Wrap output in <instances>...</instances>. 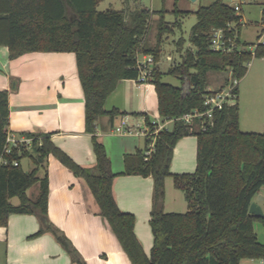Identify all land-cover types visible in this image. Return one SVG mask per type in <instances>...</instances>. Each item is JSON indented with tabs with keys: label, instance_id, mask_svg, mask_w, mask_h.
I'll use <instances>...</instances> for the list:
<instances>
[{
	"label": "trees",
	"instance_id": "obj_1",
	"mask_svg": "<svg viewBox=\"0 0 264 264\" xmlns=\"http://www.w3.org/2000/svg\"><path fill=\"white\" fill-rule=\"evenodd\" d=\"M103 0H0V46L9 49L10 58L30 52H71L85 104V129L91 135L95 166L83 168L56 147L48 135L26 134L31 148H12L4 154L9 123L8 92L0 91V227H6L12 214H34L46 220L48 181L44 162L55 157L89 187L103 217L117 238L131 264H239L244 259L264 261V245L253 230L254 221L264 225V218L249 214V206L264 188V133L243 132L239 128L236 97L214 113L206 130L201 122L192 125L181 121L146 137V147L154 141L153 151L145 157L137 151L124 159L123 175L152 177L153 198L149 225L153 245L149 256L134 233L135 217L118 209L113 194L111 170L105 149L96 137L99 119L112 121L121 117L117 110L106 111L107 97L120 80H136L134 68L138 54L153 57L149 76L158 100L161 119L179 118L194 109L202 110L203 96L208 93L209 73H224L222 87L230 79L241 80L253 57H264V43L248 44L240 40V15L229 0H215L199 7L190 29L188 44L183 38L174 42L179 59H171L168 69L159 67L162 44L188 12L175 10V21L166 22L163 12L153 26L151 12L141 8L126 21L124 11H98ZM264 14V9H263ZM234 39L230 53L213 51L210 40L215 30ZM154 39V40H153ZM153 40V42H152ZM229 75L230 78L226 75ZM164 75L180 81L176 87L162 81ZM187 85V88L184 87ZM221 87V88H222ZM146 124L151 123L145 117ZM187 136L197 141L196 168L192 173L171 174V158L176 143ZM29 159L33 168L26 172L21 165ZM17 163V165H14ZM44 175L39 177V171ZM183 193L186 211H163L165 178ZM38 185L37 196L26 192ZM18 199L17 205L10 200ZM57 241L71 255L73 264H84L65 237L52 229Z\"/></svg>",
	"mask_w": 264,
	"mask_h": 264
},
{
	"label": "crops",
	"instance_id": "obj_2",
	"mask_svg": "<svg viewBox=\"0 0 264 264\" xmlns=\"http://www.w3.org/2000/svg\"><path fill=\"white\" fill-rule=\"evenodd\" d=\"M143 8L151 12L152 23L158 21L161 12L165 20V0H160V3L150 0V6ZM263 9L264 2L256 32L257 42L260 40ZM175 10L190 13L188 10L178 9L176 5ZM238 14L240 15L239 12ZM241 21L245 20L240 15L239 22ZM9 55L8 47L0 46V91L8 92V134L17 138L26 134L48 135L51 142L74 163L83 168H93L96 161L91 135L85 129L84 94L77 74L75 54L30 52L14 59ZM166 59L171 62L172 57L168 55ZM251 70L238 82V102L241 92H246L244 83ZM221 87L222 84L214 88L209 86L208 90L215 91ZM104 108L106 111L117 110L127 119L129 126H139L140 130L146 125L145 117L149 121L159 118L154 85L138 83L132 79L117 83L114 91L107 97ZM118 118L111 121L108 116L101 117L95 137L103 145L115 174L112 181L115 203L120 211L135 217V236L149 256L153 245L149 225L153 179L150 176L122 173L125 157L132 156L137 151L144 153L147 149L146 139L139 133H114L112 127L118 123ZM262 131L264 132V127ZM196 150L195 136L180 139L173 150L170 173L194 172ZM33 167L29 160L25 171L28 172ZM44 168L48 181L46 220L41 221L34 214L10 215L7 226L0 227V264H73L71 255L53 234V228L65 237L84 264H131L107 221L99 215V208L86 182L52 155L46 158ZM43 175L42 169L39 177ZM171 184L173 183L169 180L164 182L163 211L183 213L186 211L183 193L174 187L173 191ZM33 188L35 197L37 196L36 184L27 190L28 197ZM259 194L263 196V200L257 204L264 213V188ZM12 199L11 204L17 205L18 199L16 198V204Z\"/></svg>",
	"mask_w": 264,
	"mask_h": 264
},
{
	"label": "rangeland",
	"instance_id": "obj_3",
	"mask_svg": "<svg viewBox=\"0 0 264 264\" xmlns=\"http://www.w3.org/2000/svg\"><path fill=\"white\" fill-rule=\"evenodd\" d=\"M160 3V0H155ZM215 0H165V21L174 22L175 16L173 14L175 5L178 9L188 10L190 13L181 19V28L175 29L174 34L169 35L162 44L161 58L159 62V67L161 71L165 72L170 66L171 62L166 59L170 55L173 59L178 60V53L175 51L174 42L179 38H183L188 44V38L190 35V29L195 23L194 11L199 7H205L210 5ZM264 0H229L228 3L234 5L239 4V13L241 17L245 20L241 21V41H245L248 44L257 43L256 32L258 31V22L260 20V10L262 8ZM149 7L150 0H103L97 6L98 11H103L107 9L114 10H125L126 15L140 10L141 8ZM128 18H126V21ZM151 27V33L155 32L154 24ZM154 40V39H153ZM152 40V42H153ZM259 43H264V38L259 41ZM249 50L252 51V44L249 45ZM252 68V70H251ZM250 71L249 77H247L244 87L246 92L242 91L240 95V102H238L239 107V128L243 132H254V133H264L262 127H264V57H253L247 65V71ZM228 79L230 76L226 75ZM225 74L209 73V86L214 88L218 84H223ZM162 81L173 86H180V81L171 76L164 75ZM240 82V80H239ZM187 88V85H184ZM132 119V118H131ZM168 128L172 127V124L167 125ZM29 165V159L22 160V168L25 170ZM172 182L171 177L165 178ZM171 189L174 191L173 184H171ZM35 188L29 191V197L32 199L35 197ZM12 202L16 204L17 199L13 198ZM185 204V203H184ZM264 209V203H263ZM253 230L257 236L258 241L264 245V225L258 221H254ZM150 254V250H149ZM239 264H261L260 260L257 259H244L241 260Z\"/></svg>",
	"mask_w": 264,
	"mask_h": 264
},
{
	"label": "built area",
	"instance_id": "obj_4",
	"mask_svg": "<svg viewBox=\"0 0 264 264\" xmlns=\"http://www.w3.org/2000/svg\"><path fill=\"white\" fill-rule=\"evenodd\" d=\"M232 6L234 7L235 12L238 13L240 10L239 4H234ZM262 38H264V18L262 19L261 22L260 40ZM259 41L257 43H259ZM234 47H236L234 39L230 37L228 38L225 37L222 30L218 29L213 32L210 40L211 50L222 53H230L233 51ZM253 50H254V46L252 48V52ZM153 63L154 60L152 56L143 55V54H138L136 56V65L134 68L139 72V75L135 80L136 82L143 84L150 82L149 76L151 73V67ZM238 82L239 81L237 79H230L228 84H226L224 87L220 88L219 90L208 91V93L203 96L202 110L194 109L190 113L184 114L179 118L161 119L159 117L150 121L152 127L146 124L144 129L142 130H140L139 126L132 128L131 126L128 125L127 119L121 116L118 118V123L112 127V131L119 135H131L133 133H139L145 138L149 136L155 137L160 131L167 130L168 124H173L174 122L177 121H181L187 125H192L195 121H200L201 122L200 128L202 130H206L208 126H210L212 123L214 113L222 110L227 100L236 97L235 89L238 86ZM31 143H32V139L29 137L21 136L17 138L8 134L3 149V153L8 154L10 153L12 148H18L20 146L30 149ZM153 144L154 141H152L148 145L147 149L144 151L143 154L145 157L149 156L150 153L153 151ZM0 161L2 163H6L5 160H0ZM14 165H17V163H14ZM260 261L261 264H264L263 260Z\"/></svg>",
	"mask_w": 264,
	"mask_h": 264
},
{
	"label": "water",
	"instance_id": "obj_5",
	"mask_svg": "<svg viewBox=\"0 0 264 264\" xmlns=\"http://www.w3.org/2000/svg\"><path fill=\"white\" fill-rule=\"evenodd\" d=\"M263 200V196L258 194L255 198V200L250 204L249 206V214L257 217V218H264V213L261 209V207L257 204L258 202Z\"/></svg>",
	"mask_w": 264,
	"mask_h": 264
}]
</instances>
